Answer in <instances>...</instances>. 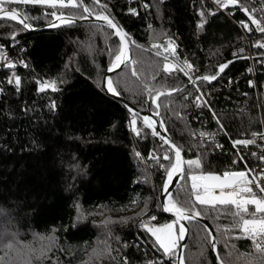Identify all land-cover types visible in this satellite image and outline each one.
<instances>
[{
    "label": "trees",
    "instance_id": "obj_1",
    "mask_svg": "<svg viewBox=\"0 0 264 264\" xmlns=\"http://www.w3.org/2000/svg\"><path fill=\"white\" fill-rule=\"evenodd\" d=\"M145 1L149 11L139 15L129 11L137 7L133 0L101 3L131 39L143 46L131 48L145 83L162 90L183 89L161 97L168 107L162 104L160 112L167 132L185 150V159L200 156L204 172L222 174L234 164L235 155L229 151L211 153L210 144L194 138L184 99L191 89L188 77L178 71L172 75L160 72L153 80L163 57L149 49L152 43L178 34L198 73L209 75L230 60L231 50L241 44V34L235 23L207 0ZM84 2L91 6V0ZM6 7L16 8L17 4ZM201 9L207 19L203 29L198 28ZM52 11L47 6L28 5L24 13L32 28L38 29L53 21ZM210 11L216 15H209ZM96 26L76 23L73 27L30 31L17 22L0 19V47L16 64L11 69L0 65V257L6 264H123L124 257L128 264H139L152 253L163 264H174L139 227L140 219L146 217H138L147 203V216L157 217L151 224L174 220L159 207L165 171L149 159L153 151L163 155L168 146L162 147V141L150 134L135 136L129 128L127 107L103 89L102 79L112 59L107 47H116L118 40L115 36L106 39ZM111 31L104 28V32ZM245 65L235 61L217 79L221 85L215 91V105L220 108L217 117L230 139L261 130L259 107L247 81L239 86L249 93L248 109H238L233 99L241 100V92L225 86ZM13 73L21 78L19 88L8 83ZM112 78L119 82L121 98L143 112L155 111L128 68ZM52 80L57 81L59 91H39L40 83ZM53 101L55 109L50 107ZM261 108L264 113V93ZM203 119L205 124H213L209 114L204 113ZM224 143L228 145L226 136ZM136 152L144 159H138ZM247 161L252 162V158L248 156ZM257 163L253 160L252 165ZM181 185L189 187L186 181L179 184L173 192L179 200L184 199ZM215 216L213 212L203 219L214 230L220 256L228 264H264L247 239L231 240L235 251L229 255L232 250L216 228L230 226L233 221L228 216ZM202 226L199 221L189 223L185 264H218L211 246L201 249L198 233ZM5 243L13 244L7 253Z\"/></svg>",
    "mask_w": 264,
    "mask_h": 264
},
{
    "label": "snow or ice",
    "instance_id": "obj_2",
    "mask_svg": "<svg viewBox=\"0 0 264 264\" xmlns=\"http://www.w3.org/2000/svg\"><path fill=\"white\" fill-rule=\"evenodd\" d=\"M218 9L228 10L230 6L238 7L240 11L246 14L247 21L241 22V28L247 32H252L251 25H255V31L264 34V23L261 19H258L255 13L257 9L255 7L249 8L247 5L241 3V0H212ZM264 2V0H262ZM41 5L47 6L51 9H55L50 13L59 23H51L49 27L58 28L61 26L73 27L76 24L77 19L88 20L94 17L96 20L102 21L103 25H97L98 30L103 33L105 38L115 36L118 40L116 47L108 46V55L112 58L108 72H115L122 66L126 67L130 71V76L136 78L138 87L141 91H146L148 99L155 105L154 115L161 117L160 108L163 104L164 107H168L167 103L161 101V97H170L173 93L183 91L181 88L172 87L167 90L156 88L148 83H145L142 78V74L138 71L136 65L139 61L134 59L131 55V46H135L138 49H142L143 46L136 44L131 39L129 34L121 27L114 18L107 14V5L102 4L101 0H91V6L86 4L84 0H0V19H7L9 21L17 22L23 29H31L32 25L28 23L30 17L26 13H22L15 8H8L6 5ZM95 6H99L101 9L97 11ZM147 9L149 5L145 4ZM61 9L79 10L72 12L60 11ZM132 15H139L136 9H129ZM260 11H264L261 9ZM209 15H216V11H210ZM201 20L198 24V28L203 29L207 19L205 18V10L201 9L199 12ZM111 29V32H104V28ZM148 29L152 30V25H148ZM177 45L175 41L168 37L164 43H153L151 49L154 50L157 57H163V63L158 66L156 71L152 75V79L155 80L156 76L163 72L166 75H172L174 72H181L184 76L188 77L189 82L195 87L197 95L193 98V105L195 107H207L211 111V105L208 103L206 93L201 91L198 86V81L211 82L218 79V75L222 74L229 66L231 61L218 65L217 73L209 75H201L193 78L191 74L194 72V65L189 61L184 60L183 65L180 66L176 61L179 60L177 56ZM254 47L264 49V42H257ZM243 52V49H240ZM173 58V59H170ZM0 61L6 62L5 66L9 69L15 68L16 64L10 61L8 56L0 47ZM27 67V64L23 65ZM252 71V69H249ZM9 84H15L17 88L21 85L20 76L13 73L12 77L8 80ZM39 83V82H38ZM118 81H114L111 76H106L102 79V86L104 89L113 95L119 97L121 91L118 87ZM251 84V82H249ZM47 89H51L53 92L59 91L57 81H45L40 83L39 91L45 92ZM2 91V90H0ZM246 95V94H245ZM184 99H188L187 96ZM52 109H55V101L52 102ZM131 119L129 123L130 130L137 137H146L151 135L159 137L162 141V147L167 145L166 151L163 155H158L153 151L149 155V159L155 161L159 167L165 171V182L162 187V191L167 194V202L160 205V210L165 213H171L175 219L169 223L161 225H153L150 221H155L157 217L155 215L147 216L148 204H144V211L138 214V217H146V219H140L139 227L144 229L150 234L153 246L167 257L171 261H175L176 264H185V258L182 254V249L187 245H182L181 242L189 234V229L183 223L187 221L192 223L193 221H199L200 219L207 218L210 213H216L215 218L220 216H228L233 223L227 227L217 226L216 231L220 233V236L224 238V244L229 247L232 252L235 251V244L230 243L234 239H247L251 241V244L256 253H259V258L264 260V168L259 171L247 168L244 171L225 170L222 174H215L212 172L203 171V159L198 156L195 159H185L183 156L184 149L173 142L169 137L161 135L157 131V124L167 132V127L163 118L159 120L153 119L151 116L140 117L139 113L132 109H128ZM213 118L216 119L219 129L224 130V125L220 122V118L216 116L213 111ZM178 118H182L177 113ZM138 119L141 121V126L138 127ZM147 130V131H145ZM227 134V133H225ZM196 136V133H192ZM201 143L206 140H214L215 134L201 131L198 133ZM252 138L236 139L232 141L233 147L243 145L245 147L249 145H255L257 138L260 141H264V133L252 132ZM217 148L222 147L220 144L215 145ZM264 148V144L261 145ZM253 156L256 153H251ZM135 156L143 160L141 153L136 152ZM259 160L264 162V152L259 155ZM243 156H239V161H243ZM168 161L165 165L160 161ZM237 160H233V163H237ZM246 164V162H245ZM176 177H179L180 181H186L189 187L185 189L184 185H181L180 191L184 192V199L179 200L174 198L173 194L169 191L172 183ZM135 203V201H134ZM82 218V214L81 217ZM126 222V221H121ZM237 232V235H233ZM199 242L201 249L205 245L211 246L216 254L218 264H228L224 258L220 256L218 251L219 240L213 235V230L207 225H203L199 230ZM54 239V237H52ZM127 247V245H125ZM13 248L12 243H5L4 250L7 251ZM203 255V251H201ZM0 264H6L4 257H0ZM123 264H128L127 258H123ZM147 264H163L160 260H149Z\"/></svg>",
    "mask_w": 264,
    "mask_h": 264
},
{
    "label": "built area",
    "instance_id": "obj_3",
    "mask_svg": "<svg viewBox=\"0 0 264 264\" xmlns=\"http://www.w3.org/2000/svg\"><path fill=\"white\" fill-rule=\"evenodd\" d=\"M133 1L137 5L136 7L137 12L145 13L149 11V7L147 9L144 7V5L147 4L145 0H133ZM207 1H209L217 10H219L221 13L226 15L232 22H234L241 34V38H242L241 44L238 47L231 50L229 61H231V63L235 61H241V62H245L246 65L244 66V69L242 70L240 75L235 78L230 77L227 83L225 84V86H226V89L229 91L234 88L235 90L240 91L241 100L234 97L233 103L237 105L238 109H248L249 97H250L249 93L242 91V89L239 86V83L241 81L243 80L247 81L246 82L247 88L252 90L254 100L255 102H257V105L259 107V114L261 118V130L258 132L264 133V113L261 108V95L264 93V49L254 47V45L257 42H264V34L258 31H255V25L250 24V27L253 29L252 32H247L245 29L241 28L240 26L241 22L247 21L248 17L246 16L245 13L240 11L238 7L230 6L228 10H223V9H218L217 6L212 2V0H207ZM241 3L247 5L250 9L255 7L257 9V12L255 13V15L257 16L258 19L262 20V23H264V11H260L261 9H264V2H262V0H241ZM27 6L28 5H17L15 9L24 13ZM53 11H55V9H53ZM52 18L53 20H55L53 16ZM171 38L175 41V44L178 46L176 51H177V56L179 57V60L176 62L180 66H184L183 61L187 60L193 65V63L190 61L189 57L186 54V48L182 41L181 36L176 34L175 36ZM165 41L156 42V43H164ZM240 49H243V52H240ZM4 52L8 56L9 60L12 61L9 56L8 51H4ZM170 59H173V58L170 57ZM5 64L6 62L0 61V65L5 66ZM24 64L25 63H23V65ZM194 69H195L194 72L191 73L193 75V78L201 76L198 73L199 71L198 68L194 66ZM249 69H252V71H249ZM220 75L221 74H219L218 77ZM249 82H251V84ZM197 83H198L200 90L207 94L206 98L208 100V103L211 105V111L207 107L198 108L193 105V98L195 97V95H197V92H196L195 87L190 83L191 89L187 95L188 97L187 110H188L189 123L191 124L194 130V133L197 134L196 136H194V138L200 140L198 133L201 131L215 134L214 140H206L203 143L211 145L210 147L211 153L229 151V152H232L233 155H235L236 160L238 162L231 165L228 168V170L244 171L246 170V167H247L255 171H259L261 168H264V162H261L258 158L259 155L262 152H264V148L261 147V145L264 144V141H260L257 138V143L255 145H249L247 147L243 145H238L236 147H233L232 141L236 139H230L229 135L225 134V130L221 131L219 129L216 119L213 118V115H212L213 111L216 113V116H217V111L218 109H220L219 107L215 105V91H217L216 88L217 87L220 88L221 85L218 84L217 80L211 81V82H205L201 80V81H198ZM152 105L155 107L154 104ZM152 112L154 113V111ZM204 113H207L212 117L213 124L204 123L205 122V120L203 119ZM156 118L157 120H159L161 117L159 118L156 117ZM221 133H224V136H226L228 145L224 143V136H222ZM244 138H252V137L251 135H249V136L240 137L237 139H244ZM217 143L222 145V147L217 148L215 146ZM251 153H256V155L253 156ZM239 156H243L244 158L243 161H239ZM248 156L252 158V162L253 160H257L258 163L255 166H253L252 162L247 161ZM240 162L243 164V168H237ZM149 260H160V259L154 253H152L149 259L139 264H147V261ZM173 262L174 264H176L175 261ZM130 264L132 263L130 262Z\"/></svg>",
    "mask_w": 264,
    "mask_h": 264
},
{
    "label": "water",
    "instance_id": "obj_4",
    "mask_svg": "<svg viewBox=\"0 0 264 264\" xmlns=\"http://www.w3.org/2000/svg\"><path fill=\"white\" fill-rule=\"evenodd\" d=\"M53 22L58 23V21H56V20L52 21L51 23H53ZM51 23H50V24H51ZM76 23H89V24H97V25H101V26L103 25V22H102V21L96 20L94 17H92V18H90V19H88V20H80V19H77ZM50 24H48L47 26H43V27H41V28H38V29H33V28H31V29H28V30H30V31H45V30L53 29L52 27H49ZM61 27H62V26H61ZM131 55H132V57H133V54H132V48H131ZM124 68H125V67L122 66L120 69H118V70L115 71V72H107V74L105 75V77H106V76H111V77H112V76L115 75L116 73L122 71ZM103 89H104V87H103ZM104 90H105V89H104ZM105 91H106V90H105ZM106 92H107V91H106ZM107 93H108V92H107ZM108 95H110L111 97H113V98H115L116 100H118L119 102H121L124 106L127 107V109L132 108V109L136 110V111L139 113V116H140V117H143V116H151L153 119H156V120H157V118L155 117L154 113H153L150 109L147 110V111H145V112H143V111L139 110L138 108H136L135 106L131 105L129 102H127L126 100H124V99L121 98L120 96H119V97H114V96L111 95L110 93H108ZM157 131H159V132L161 133V135H165V136L169 137V138L174 142V140H173L172 137L169 135V133H168V132H165L164 129L161 128V127L159 126V124H157ZM158 138H159V137H158ZM166 146H167V145H166ZM183 156H184V154H183ZM184 158H185V157H184ZM181 182H182V181L179 180V177H176V178L174 179L173 183H172V186L169 188V191L173 194V192L177 189V187L179 186V184H180ZM166 202H167V194L164 193V192L162 191L161 196H160V203H161V205H162V204H164V203H166ZM164 214H166V215H168L169 217L175 219L174 215L171 214V213H165V212H164ZM199 222H201L203 225H207L210 229H212L211 226L209 225V223H208L205 219H200ZM183 223H184L185 226L189 229V222L184 221ZM212 230H213V229H212ZM213 235L216 236L214 230H213ZM188 237H189V234H188V236L185 238V240H183V241L181 242L182 245H187ZM185 249H186V248H183V249H182V254H183V256H184V254H185ZM216 259H217V257H216ZM170 261H171V260H170ZM171 262H173V261H171ZM217 262H218V260H217Z\"/></svg>",
    "mask_w": 264,
    "mask_h": 264
},
{
    "label": "rangeland",
    "instance_id": "obj_5",
    "mask_svg": "<svg viewBox=\"0 0 264 264\" xmlns=\"http://www.w3.org/2000/svg\"><path fill=\"white\" fill-rule=\"evenodd\" d=\"M154 43H156V42H154ZM153 44V43H152ZM139 126H141V121L138 119V127ZM131 212H126L125 213V215H128V214H130ZM121 215H123L124 213H120ZM119 214V215H120ZM172 221V220H171ZM171 221H167V222H165V223H169V222H171ZM161 225V224H160ZM158 226V225H157ZM149 234V233H148ZM150 235V234H149ZM150 243L152 244V239H150ZM153 245V244H152ZM167 258V257H166Z\"/></svg>",
    "mask_w": 264,
    "mask_h": 264
},
{
    "label": "bare ground",
    "instance_id": "obj_6",
    "mask_svg": "<svg viewBox=\"0 0 264 264\" xmlns=\"http://www.w3.org/2000/svg\"><path fill=\"white\" fill-rule=\"evenodd\" d=\"M54 21V20H53ZM58 23H59V21H58Z\"/></svg>",
    "mask_w": 264,
    "mask_h": 264
}]
</instances>
